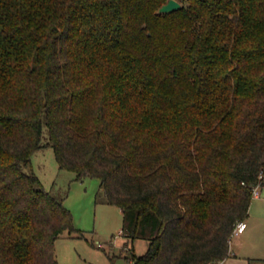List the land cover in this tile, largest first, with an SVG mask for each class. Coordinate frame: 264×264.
<instances>
[{
    "label": "trees",
    "instance_id": "16d2710c",
    "mask_svg": "<svg viewBox=\"0 0 264 264\" xmlns=\"http://www.w3.org/2000/svg\"><path fill=\"white\" fill-rule=\"evenodd\" d=\"M167 1L0 0V264H58L83 234L27 170L44 127L148 240L132 264L230 256L264 185V0Z\"/></svg>",
    "mask_w": 264,
    "mask_h": 264
},
{
    "label": "rangeland",
    "instance_id": "374dc122",
    "mask_svg": "<svg viewBox=\"0 0 264 264\" xmlns=\"http://www.w3.org/2000/svg\"><path fill=\"white\" fill-rule=\"evenodd\" d=\"M49 134L44 127L43 146L32 156L33 171L40 178L43 186L58 198L66 199L74 217V225L83 233L70 236L63 234L56 241L58 264H132L129 250H124L125 242L135 252L143 254L148 247V240H128L121 233L123 227L122 209L106 203L105 197H96L99 180L96 177L77 179L76 173L59 167L54 149L48 144ZM249 228L240 239L235 236L234 249L246 252L252 257L264 258V187L261 197H253L246 220ZM99 243L104 246L100 247ZM132 250V249H131ZM131 256V253L129 254ZM264 264V260L252 259L239 261V264Z\"/></svg>",
    "mask_w": 264,
    "mask_h": 264
},
{
    "label": "crops",
    "instance_id": "0c3cea01",
    "mask_svg": "<svg viewBox=\"0 0 264 264\" xmlns=\"http://www.w3.org/2000/svg\"><path fill=\"white\" fill-rule=\"evenodd\" d=\"M99 180V188H98V191L101 189V182H100V179H98ZM262 187H264V185H261L260 186V189H259V191H260V193H259V196H256L257 198H259V197H261V190H262ZM98 191H97V193H98ZM97 193H96V197H97ZM66 199L64 200V204L67 206V207H69V204H67L66 202ZM112 205V204H111ZM251 206V205H250ZM122 214H123V212H122ZM248 219V218H247ZM247 222V221H246ZM249 224H247V227H246V229L242 232V233H239V234H237V235H235V236H238L240 239L245 235V233L247 232V230H248V228H249ZM122 230V229H121ZM121 233H122V231H121ZM123 235V234H122ZM235 236H233V238H232V240H231V243H230V252H231V254H230V256L229 257H227V258H225V259H223V260H220V261H218V262H211V263H208V264H239L238 262L239 261H243V260H252L253 258L254 259H257V260H264V258L263 257H252V256H249L246 252H244V251H239L238 249H234V247L232 246V244L234 243L233 242V239L235 238ZM126 243V247L124 248V250H130L131 248H127V247H129V242H125ZM131 251V250H130ZM241 264H242V262H241Z\"/></svg>",
    "mask_w": 264,
    "mask_h": 264
},
{
    "label": "water",
    "instance_id": "95a60500",
    "mask_svg": "<svg viewBox=\"0 0 264 264\" xmlns=\"http://www.w3.org/2000/svg\"><path fill=\"white\" fill-rule=\"evenodd\" d=\"M182 7V3L179 0H168L162 4L158 10L160 13H170L175 10H179Z\"/></svg>",
    "mask_w": 264,
    "mask_h": 264
},
{
    "label": "built area",
    "instance_id": "2783aa9c",
    "mask_svg": "<svg viewBox=\"0 0 264 264\" xmlns=\"http://www.w3.org/2000/svg\"><path fill=\"white\" fill-rule=\"evenodd\" d=\"M260 176H263V173H261ZM260 186L261 185H257L255 188H254V191H253V197H256V196H259V189H260ZM247 227V222L246 221H240L236 227H235V230H234V234H239V233H242ZM99 246L100 247H103L104 244L103 243H99Z\"/></svg>",
    "mask_w": 264,
    "mask_h": 264
}]
</instances>
